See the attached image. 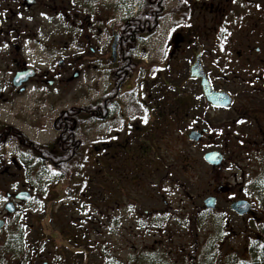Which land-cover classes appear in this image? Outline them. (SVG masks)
<instances>
[{
  "label": "rangeland",
  "instance_id": "374dc122",
  "mask_svg": "<svg viewBox=\"0 0 264 264\" xmlns=\"http://www.w3.org/2000/svg\"><path fill=\"white\" fill-rule=\"evenodd\" d=\"M82 1L83 13L90 14L93 0ZM58 48L54 51L60 55L84 54L85 60L59 66L34 52L28 67L41 78L50 70L44 79L54 83L36 79L23 93L11 87L14 66L0 63V123L14 126L34 145L51 146L62 112L98 102L112 89L108 65L90 60L87 49L69 40ZM142 51V71L118 91L119 106L110 104L103 119L79 130L83 160L72 165L74 178L62 180L55 167L36 156L14 155V177L7 180L11 185L0 183V206L4 191L23 189L31 199L0 234V264H26V250L35 247L57 255L55 264H218L224 254L230 259L235 252L243 259L247 242L249 247L255 243L242 233L250 232L251 222L264 221L254 191L263 170L264 142L255 136L257 126L237 114L250 101L237 96L230 111L209 108L201 116L187 105L185 115L172 88L196 105L202 98L198 86L188 80L169 79L164 85L158 80L164 61L158 31L139 43L136 53ZM180 113L182 121L173 122ZM158 114L164 116L160 128ZM198 119L210 128V139L192 144L186 136ZM237 131L250 139L237 141ZM210 151L224 155L220 168L203 161ZM9 157L0 155V160L10 162ZM219 185L229 186L230 192L217 197L214 213L201 210L202 200ZM239 197L253 203V212L244 219L230 210Z\"/></svg>",
  "mask_w": 264,
  "mask_h": 264
},
{
  "label": "flooded vegetation",
  "instance_id": "af4514ba",
  "mask_svg": "<svg viewBox=\"0 0 264 264\" xmlns=\"http://www.w3.org/2000/svg\"><path fill=\"white\" fill-rule=\"evenodd\" d=\"M82 8V0H0V63L12 64L14 73H18L28 68L34 52L43 62L59 66L85 60L84 54L67 56L54 51L59 50L62 42L66 45L69 40L72 45L87 49L91 54L90 60L108 65L109 79L117 64L132 56L139 66L127 81L142 71L144 59L140 56L143 51L136 53L139 43L158 31V48L164 53V61L158 71L162 85L169 79L195 83L200 90L201 101L194 99L197 101L195 105L193 99L185 96L188 110L195 107L200 110V116L209 108L230 111L237 96L246 97L250 101L249 107L237 114L245 117H241L242 122L249 119L257 126L255 136L264 142V0H116L115 3L112 0H93L90 14L83 13ZM132 43L134 46L130 48ZM33 70L32 82L36 79L48 82L44 78L51 76L50 70L43 78L38 70ZM2 72L0 67V74ZM202 82H207L213 92L228 95L230 106L217 108L210 105L204 97ZM172 90L176 95H184L175 86ZM157 118L161 121L164 116L158 114ZM197 122L189 132L201 133L200 141L195 144H202L210 139V128L203 125L201 119ZM8 126L12 125L0 123V130ZM245 135L237 131V141L250 139L248 134ZM4 144L8 150L4 149L0 155L3 158L10 156L11 162L0 160V183L4 181L5 184L14 177L11 166H15L14 155L19 152V144L15 139ZM19 154L30 159L28 153ZM262 163L264 169V158ZM10 182L5 185H11ZM25 191H4V201L0 206L1 233L10 223V218L28 203L15 197ZM9 204L12 205V213L7 212ZM109 218L111 222L114 220L113 215ZM59 233L64 232L59 229ZM32 241L35 247V238ZM49 241L53 244L55 236ZM26 251V264H40L43 257H49L43 264L56 262L57 255L49 250L45 254L37 251L36 247Z\"/></svg>",
  "mask_w": 264,
  "mask_h": 264
},
{
  "label": "trees",
  "instance_id": "16d2710c",
  "mask_svg": "<svg viewBox=\"0 0 264 264\" xmlns=\"http://www.w3.org/2000/svg\"><path fill=\"white\" fill-rule=\"evenodd\" d=\"M133 46L134 43L131 44L130 48H133ZM138 66V62H135L132 56H130L129 59L121 60L116 68L111 71L110 82L112 89L107 96L88 106L62 112L54 124V127L58 131V137L51 146L48 144L34 145L13 126H8V128L0 130V144L15 139L18 141L19 147L23 151H27L34 157L36 156L37 160L41 163L55 167L62 180L74 178L75 174L72 165H76L77 162L83 160L82 153L80 152L81 142L77 138L79 130L85 123L103 119L110 104L112 106L117 105L116 107L119 106V103H116V98L119 95L118 91H120L126 79L137 71ZM177 96L178 97L175 98L178 100L181 99V108L184 109L180 112L183 113L188 104L187 97L181 95ZM181 113L178 116L175 115L178 119L174 118L173 122L182 121L180 119L182 117ZM254 191L256 192L255 197L258 201V213L264 215V173L256 180ZM250 201L252 202V200ZM250 224V232L242 233L247 241L253 239L255 242L249 247L246 241L249 259L246 261L237 260L231 264H264V221L258 220ZM229 248L230 246L227 244L225 249L228 250ZM232 254L235 255L236 253L234 252ZM223 257L227 259L229 256L224 254ZM234 258L237 257L235 256Z\"/></svg>",
  "mask_w": 264,
  "mask_h": 264
},
{
  "label": "water",
  "instance_id": "95a60500",
  "mask_svg": "<svg viewBox=\"0 0 264 264\" xmlns=\"http://www.w3.org/2000/svg\"><path fill=\"white\" fill-rule=\"evenodd\" d=\"M34 73L31 70H28L26 72H20L17 73L12 81V84L14 87H20L23 83H25L29 78L33 77ZM78 74H76L74 77H77ZM49 85L52 83L49 82ZM23 91V88L19 90V93ZM202 91L204 94V97L206 101L212 105L213 107L217 108H227L231 104V99L228 95L225 93H215L211 90L207 82H202ZM201 138V133L196 132H190L188 134V140L190 142L197 143ZM204 161L210 165L213 168L219 167L223 161V156L219 152H208L205 153L203 156ZM228 192L227 188L219 187L216 189L217 194L226 193ZM20 202H28L30 200V194L28 192H22L15 196ZM216 205V199L215 197H208L203 201V208L207 210H214ZM231 210L236 213L238 216H244L247 213L250 212L251 206L250 204L240 199L238 201H235L230 206ZM7 212L12 213V205L9 204L7 207ZM3 223L0 222V229L2 228Z\"/></svg>",
  "mask_w": 264,
  "mask_h": 264
}]
</instances>
